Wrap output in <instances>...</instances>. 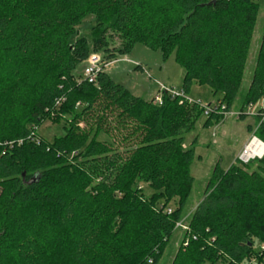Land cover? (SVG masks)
<instances>
[{
	"label": "trees",
	"instance_id": "1",
	"mask_svg": "<svg viewBox=\"0 0 264 264\" xmlns=\"http://www.w3.org/2000/svg\"><path fill=\"white\" fill-rule=\"evenodd\" d=\"M258 11L254 0H0V264H158L169 250L167 264H259L264 156L216 162L190 211L194 145L183 141L203 109L136 97L104 70L95 83L74 74L92 53L108 61L141 43L174 53L182 92L207 85L228 109ZM87 15L90 42L73 39ZM263 95L264 24L241 106ZM52 117L68 123L47 141L36 129ZM89 117L95 133L129 127L121 151L76 126ZM254 135L264 142V122Z\"/></svg>",
	"mask_w": 264,
	"mask_h": 264
},
{
	"label": "rangeland",
	"instance_id": "2",
	"mask_svg": "<svg viewBox=\"0 0 264 264\" xmlns=\"http://www.w3.org/2000/svg\"><path fill=\"white\" fill-rule=\"evenodd\" d=\"M258 6V16L253 33L250 52L247 59L243 80L239 88L237 97L227 110L231 113L241 112L243 105V96L250 82V73L254 58L257 53L258 44L264 24V0H254ZM94 24L92 15L85 16L77 26L76 37H84L88 42L91 39V27ZM114 45L119 41L115 38ZM100 55V54H99ZM101 56V55H100ZM85 63L79 64L74 74L82 76V70ZM136 66H140L136 68ZM115 83L125 86L132 95L151 100L157 96L163 95V89H172L175 93L182 91V79L184 69L175 62L174 53L166 58L162 57L159 49H152L141 43H136L127 54L115 55L110 59L104 69ZM162 95L160 98H162ZM186 98L199 103L201 106L215 104L220 94H213L209 86L192 82L189 90L184 93ZM188 102V101H187ZM191 103V102H188ZM220 115V114H219ZM207 116L202 113L195 122L190 132L185 135L183 146H193L194 156L190 166V174L193 177L192 192L189 196V208L192 211L204 197V188L207 179L210 176L211 169L216 162H220L222 169L226 170L234 162L237 163V155L247 144L250 137L254 134L256 119L252 115H221L219 122L213 121L209 126H204ZM69 119L71 117H68ZM111 118V117H109ZM243 118V119H241ZM95 117L82 119L76 123L81 130L88 132L90 136L96 135L99 140L112 142L119 151L122 150V137L129 132V127L110 131V133H95ZM64 118H48L37 127V134L47 141H52L55 137L63 134V128L67 124ZM251 126V131L248 126ZM252 166L256 163L252 162ZM139 188L150 195L152 190L145 184H139ZM186 218V217H185ZM185 224V219L183 221ZM182 228V227H181ZM171 256V251L165 253V257L158 264H167ZM252 263H256L253 260ZM259 264H264V258Z\"/></svg>",
	"mask_w": 264,
	"mask_h": 264
},
{
	"label": "built area",
	"instance_id": "3",
	"mask_svg": "<svg viewBox=\"0 0 264 264\" xmlns=\"http://www.w3.org/2000/svg\"><path fill=\"white\" fill-rule=\"evenodd\" d=\"M108 61H104L102 60L101 56L98 53H92L90 54V56L87 58V60L85 61V65L83 67L82 70V76L84 78V80H86L89 83H95V78L96 75L99 71L104 70L105 66H107ZM163 92L168 93L171 97H180L181 100H186L188 102L193 103L194 101L190 100L189 98H186L184 95V92H180V93H175L172 89H163ZM162 92V93H163ZM162 95V94H161ZM160 95V97H161ZM159 96L155 97V101L160 103L161 102V98ZM58 103V101H57ZM197 103V102H195ZM202 109L203 112L206 116H210V115H235V116H241V115H252L254 116V118L256 119V124L254 126V130L257 128V126L261 123L264 122V95L262 97H260L258 100H256L255 102H251L249 104L246 105V107L238 113H233V112H229L226 107L225 104H221L219 102H216L215 104L211 105H205V106H201L199 103H197ZM255 140L262 142L260 139H258L254 134L250 137V139L248 140L247 144L242 148V150L238 153L236 159L238 162L242 163V164H246L251 160H254L256 158L260 159L264 156V148L262 150V152L260 153H253L250 149L249 146L254 145L253 142ZM170 211V210H168ZM177 226H181L182 228H185L184 224H180L177 223Z\"/></svg>",
	"mask_w": 264,
	"mask_h": 264
},
{
	"label": "bare ground",
	"instance_id": "4",
	"mask_svg": "<svg viewBox=\"0 0 264 264\" xmlns=\"http://www.w3.org/2000/svg\"><path fill=\"white\" fill-rule=\"evenodd\" d=\"M254 145H251L249 146V149L253 152V153H260L262 152L263 148H264V145L263 143H261L260 141L258 140H255L253 142Z\"/></svg>",
	"mask_w": 264,
	"mask_h": 264
},
{
	"label": "water",
	"instance_id": "5",
	"mask_svg": "<svg viewBox=\"0 0 264 264\" xmlns=\"http://www.w3.org/2000/svg\"><path fill=\"white\" fill-rule=\"evenodd\" d=\"M23 176H24V173L22 174ZM34 181V178H31V180H29L28 182H27V184H30L31 182H33Z\"/></svg>",
	"mask_w": 264,
	"mask_h": 264
}]
</instances>
